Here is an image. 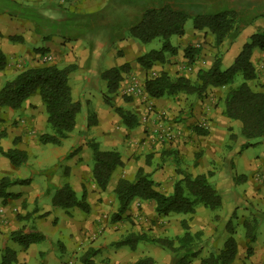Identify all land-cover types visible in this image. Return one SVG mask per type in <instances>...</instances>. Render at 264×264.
<instances>
[{"label":"crops","instance_id":"crops-1","mask_svg":"<svg viewBox=\"0 0 264 264\" xmlns=\"http://www.w3.org/2000/svg\"><path fill=\"white\" fill-rule=\"evenodd\" d=\"M110 2L106 0L102 7L88 12L101 11ZM234 2L236 5L240 4V9L243 6L245 8L246 4L247 7L253 4L264 5V0ZM259 25H263L259 19L252 20L227 49L224 57L226 60L231 59L227 68L233 64L248 39L253 34L264 31ZM10 37H17L18 40L11 41ZM126 40L107 45L100 38L76 41H66L57 35L45 38L43 34L36 32L33 22L28 18L0 16V49L6 55L7 63L5 69L0 71V89L25 69L42 65L43 59L48 56L51 57L49 63L59 67H77L70 75L69 85L73 99L82 104V114L77 116L74 131L60 146L40 142V137L49 133L50 129L39 95L29 97L19 109L0 107V148L5 151L21 150L28 155L26 165L15 167L0 153V179L30 178L24 171L31 159L37 162L40 169L31 177L29 185H16L8 190L18 194L17 198H0V264L6 249L16 253V262L13 264H29L37 255L42 258L41 264H47V257H54L59 264H135L144 257L153 258L157 264H171L172 257L168 252L144 241L139 242L134 249L116 245L129 230L125 216H129L128 220L141 222V228L147 234L157 232L155 225L163 218L156 214L154 202L136 199L122 220L112 222V217L118 210L114 188L120 178L129 177L132 168L144 169L159 184L157 188L167 194L173 192L175 182L181 178L176 173L175 163H178L181 169L194 176L207 173H212L213 177L223 176L227 182L225 189L231 195H264V180L263 177L259 178L264 174L262 159L245 161V169L249 170L248 174L241 173L245 176V183L241 186L233 185L235 174L242 171L241 162L235 158L222 159L221 156L225 153V148L233 150L232 144L230 145L231 135L237 133L236 129L241 128V123L227 118L223 113V106L216 105L214 98L191 96L187 105L180 95L152 99L145 94L142 105L135 102L131 104L134 111H130L131 107L127 110L135 114L138 121H143L148 116V124L139 125L132 130L121 124V118L103 99L92 101L91 89L93 94L96 91L102 90L101 94L106 91V81L100 77L103 71L126 64L135 73L143 70L135 59L140 55L134 57L128 53ZM117 50L123 52L118 54ZM252 62L255 68H264V51L256 48L252 54ZM122 75L125 86L128 81L125 77L127 72ZM132 78L144 88V80L141 81L137 75ZM121 87L119 92H123ZM114 100L117 106L125 109L130 106L127 102ZM91 115L94 116L95 123L88 127L86 124ZM159 116L166 118L167 127L173 135L164 144L155 140L153 134ZM201 124H205L204 129L208 131V135H197L192 130L194 126ZM232 127L235 132L231 130ZM92 140L105 150L119 152L124 163L123 167L113 173L105 191L99 189L93 177V154L89 146ZM139 140L141 147L136 145ZM135 152L141 154V158ZM183 163L186 166L181 167ZM249 173L252 177H249ZM64 184L70 185L78 199L86 193V202L90 208L88 212L78 207L64 209L54 204L57 189ZM218 187L221 189L223 186ZM49 197H52L51 202L48 201ZM17 231L36 233L42 235L44 240L24 248L12 239V233ZM57 251L63 256L69 254L68 261L55 255ZM250 264L257 263L253 259Z\"/></svg>","mask_w":264,"mask_h":264},{"label":"trees","instance_id":"trees-1","mask_svg":"<svg viewBox=\"0 0 264 264\" xmlns=\"http://www.w3.org/2000/svg\"><path fill=\"white\" fill-rule=\"evenodd\" d=\"M213 1L215 4L222 2ZM53 7L61 16L59 19H54L57 26L55 33L44 25L47 22H53L46 15L42 14L41 21L33 18L31 14L25 16L33 22L36 32L43 34L45 38L52 35L60 36L66 41L100 38L105 40L107 45L124 41L129 37L143 44L150 43L157 38L163 39L161 49L152 50L135 58L136 63L146 73L156 65H165L167 54L171 57L177 55L178 50L171 44L170 39L173 36L184 35L185 23L191 16L171 4L150 6L142 11L141 9L137 10L134 6H130L131 10L125 11L120 6L116 14L119 17L130 16L129 18L132 19L130 24L125 27L113 21L115 20L111 16L113 12L108 13L107 8L97 12H72L62 5ZM27 8L35 11L33 7L27 6ZM243 10L244 7L242 9L235 8L232 11L196 15L194 29L196 31L209 30L215 36L216 45H222L228 37L236 39L243 29L252 22L244 17L246 12ZM10 40L18 39L10 37ZM256 48L264 51V33L262 32L251 36L250 42L244 45L233 64L225 70L221 67L220 58H217L209 68L198 70L194 80L179 74L172 75L168 71L162 70L156 76H146L144 91L152 99L181 93L203 98L207 96L210 89H226L223 98L220 99L224 115L241 123V134L246 140L264 138V91H255L250 86V82L256 79V69L252 62V54ZM196 53L198 50L194 47L186 49L184 58L188 60L189 64L195 61ZM6 65V55L0 49V71L4 70ZM76 68L75 65L59 67L53 63H43L40 66L25 69L12 80L7 81L0 89V107L19 109L29 97L39 95L47 113V126L51 130L50 133L40 137V142L44 145H62L63 141L74 131L77 116L82 109L81 102L73 99L69 85L70 75ZM129 68L127 64L122 67H113L103 71L100 77L107 84L106 91L101 94L103 101L121 118V124L132 130L139 125L136 115L122 106H117L114 100V96L118 94L124 80L122 73L128 72ZM239 73L243 75L244 82L236 88L232 87L235 77ZM94 123V116L91 115L86 125L91 127ZM192 130L197 135H208V131L197 125ZM89 146L93 154V177L99 189L105 191L113 173L124 166L121 154L114 150L103 149L95 140L90 141ZM0 153L15 167L27 164L28 155L24 151L17 149L5 151L0 148ZM175 164H177L176 173L181 178L175 182L173 192L170 194L161 192L157 188L159 184L154 182L150 174L142 168L137 170L133 179L120 178L114 188L118 210L114 213L112 222L122 220L136 199L154 202L156 214L162 217L172 214L193 217L198 206L211 210L219 209L222 206L221 195L210 182L212 173L194 176L181 169L178 163ZM31 182V178L22 180H12L9 177L1 178L0 198H17L18 194L10 193L8 190L16 185H29ZM85 195L86 193L81 199H78L70 185L64 184L57 189L54 204L64 209L78 207L88 212L90 208ZM249 210L252 220L244 221L248 256L252 254L251 245L257 239L258 219L264 220L263 212L253 209L252 206ZM125 218H129V216H125ZM181 226L183 234L174 239L160 237L147 239L144 235L133 234L125 241L117 243V246L129 245L134 249L139 240H146L168 252L172 257L171 264H191L198 257L200 249H203V245H201L202 233H193L186 219L181 221ZM228 233L229 236L223 248L202 258L200 264H235L239 252L237 250L238 243L234 236L235 231L230 229ZM11 236L24 248L44 240L42 235L25 234L22 231L14 232ZM15 254L10 249H6L2 255L1 264L15 263ZM135 264H157V262L151 257H144Z\"/></svg>","mask_w":264,"mask_h":264},{"label":"rangeland","instance_id":"rangeland-1","mask_svg":"<svg viewBox=\"0 0 264 264\" xmlns=\"http://www.w3.org/2000/svg\"><path fill=\"white\" fill-rule=\"evenodd\" d=\"M109 6L107 7V11H113L111 14L112 18H114L117 24H121V26H127L130 24L131 18L127 16L119 17L116 14L115 10L118 11V7L124 5L125 11L130 9V6H134L137 10H144L149 8L150 6H159L163 4H171L176 8H180L191 16L185 23V33L183 36H173L170 39V42L173 46H175L178 50L177 55L170 56L167 54V62L165 65H156L152 70L146 73L144 70H141V73H135L130 69L125 76L128 80H130L134 75L141 78V81H145L146 76L153 77L158 75L162 70H168V72L172 75L179 74L186 76L192 80L196 78V74L200 69L209 68L212 63L220 58L222 61V69H226L228 64H230V58L225 59V55L227 54V49L230 48L231 44L236 40L228 37L224 41L222 45H216L215 36L209 30H201L196 31L194 29V18L196 15L202 14H211L216 12H224V11H232L235 8H239L240 4L234 2V0H218L222 1L221 3L215 4L213 0H110ZM217 1V2H218ZM106 0H0V16L2 15H11L18 16L19 18H23L25 16H29L30 14L33 18L41 21L42 14L51 18L53 22H47L44 25L49 28L51 32L57 31V26L54 23V19H59L61 16L58 14L54 5H62L63 7L69 9L72 12H88L90 10H95L98 7H102L105 4ZM245 3V2H243ZM248 3V2H247ZM121 4V5H119ZM33 7L35 11H31L27 6ZM22 6V7H20ZM238 6V7H237ZM247 7V4L245 5ZM244 7V6H243ZM244 8V12L246 14L244 17L249 21L253 19H259V22L263 23V25H259V28H264V5L255 6L249 5L247 8ZM240 9V8H239ZM242 9V8H241ZM131 10V9H130ZM41 15V16H40ZM238 25L236 24V27ZM264 33V31H261ZM234 33V32H233ZM237 38V37H236ZM232 39V40H231ZM250 42V38L247 41ZM128 46V53L134 57L137 55H144L145 53H149L152 50H159L162 47L163 39L157 38L150 43L143 44L134 38H128L126 40ZM189 47H194L198 50V53L195 54V61L192 64H189L188 60L184 58L185 51ZM122 50H117L118 54H121ZM256 79L250 82V86L255 91H264V68L256 67ZM244 82L243 75L241 73L237 74L235 77V82L232 87H238ZM139 83V82H138ZM139 85L142 84L139 83ZM123 92H119V95L114 96L116 100L119 102H127L130 106H127L126 109L130 110L131 104L137 102L142 105L145 101V95H128L125 94V86L122 83L121 87ZM102 91V90H101ZM101 91L95 92L93 94V89L90 90L92 94V101L97 99H102ZM226 89H210L207 94V99H215L216 105H222V101L220 99L223 98ZM96 93L98 97H96ZM182 98L181 100L184 103H188L189 105V97L194 95H186L184 93L178 94ZM95 96V98H94ZM187 96V97H186ZM217 98L219 100H217ZM130 99V100H128ZM122 102V103H123ZM130 111H134V108L131 107ZM82 114V113H81ZM80 116V115H79ZM158 122L164 123L167 127L166 118L159 116L156 124ZM240 123V122H239ZM141 126L147 125L148 123L144 120L138 122ZM138 125V126H139ZM168 128V127H167ZM237 133L231 135L230 145L232 144L231 149L225 148V153L222 154V159L231 160L235 158L238 160L241 166V170L235 174L233 178V185L241 186L245 183V179L242 174H248L249 170L245 169V161H256L258 159H262L264 163V138H256L252 140H246L241 134V128L237 127ZM50 129V128H49ZM235 132V129H231ZM51 132V130H50ZM49 132V133H50ZM166 142H163L164 144ZM136 145L141 147L140 140ZM236 148V149H235ZM238 148V149H237ZM236 151V153H235ZM138 158H141V154H137ZM235 154V155H234ZM33 158V157H32ZM184 163L181 167H184ZM264 166V164H263ZM61 171V167H59ZM183 169V168H182ZM138 168H132V173L129 174L128 178L136 174ZM40 171L38 164L36 161L31 159L30 165L26 166V171H24L28 177H32L34 174ZM47 170L45 171V173ZM62 172V171H61ZM239 173V174H238ZM242 173V174H241ZM249 177H252L249 173ZM263 177L264 174L260 175L259 178ZM248 178V177H247ZM246 178V180H247ZM210 182L212 186L218 189L219 194L222 198V206L219 209L211 210L208 208H204L203 206H198L196 213L193 217L189 215H177L172 214L167 218H162V221L157 222L155 225V229L157 232H147L144 231L143 227L141 228V222H136L135 220H127L129 230H127L124 238L120 240V242L125 241L130 235H144L147 239L154 238H166V239H174L177 236L183 234V228L181 226V221L183 219L188 220L191 231L193 233L201 232L202 233V244L203 249H200L199 255L195 258L191 264H200L199 261L202 258L207 257L212 252H218L223 248L225 241L229 236V230L233 229L235 231V239L238 243V256L236 258L235 264H250L251 260H255L257 264H264V220L258 219V226L256 232V241L251 245L252 254L248 256V245L247 240L245 238V228L244 221L247 219L252 220L250 208L263 212L264 213V195H231L225 189L226 179L221 177H211ZM229 183V182H228ZM20 186V185H19ZM218 186H223L221 189ZM246 193V190L243 191ZM49 202L52 201V197H49ZM191 217V218H190ZM144 243L149 245H153L152 243L142 240ZM118 242V243H120ZM141 242V240H139ZM138 242V243H139ZM137 243V244H138ZM136 244V245H137ZM117 245V243H116ZM20 246V245H19ZM18 246V247H19ZM41 246V245H40ZM130 247L129 245H126ZM155 246V245H154ZM141 247V245H140ZM131 248V247H130ZM132 249V248H131ZM141 250V249H140ZM58 257H61L63 261H68L69 254H61V252L57 251L55 253ZM41 257L37 255L36 258L29 261V264H41ZM47 264H59L54 257H47Z\"/></svg>","mask_w":264,"mask_h":264},{"label":"built area","instance_id":"built-area-1","mask_svg":"<svg viewBox=\"0 0 264 264\" xmlns=\"http://www.w3.org/2000/svg\"><path fill=\"white\" fill-rule=\"evenodd\" d=\"M50 59L51 57L46 56L42 62L49 63ZM125 88H126L125 94H128V95L133 96V95H138V94H141V95L146 94L144 91V88L141 87V85H139V83H137V81L134 78H131L130 80L127 81ZM144 121L148 122V116L144 119ZM199 127L204 129L205 124H201ZM153 134L155 136V140L162 141V142H165V140H168L173 137L172 131L169 128H167L162 122H158V124H156ZM20 264H26V263L22 262Z\"/></svg>","mask_w":264,"mask_h":264}]
</instances>
